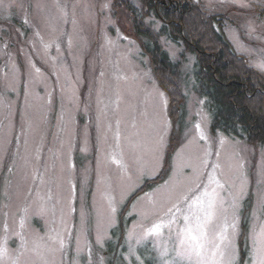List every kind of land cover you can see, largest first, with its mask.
I'll list each match as a JSON object with an SVG mask.
<instances>
[{
    "label": "rangeland",
    "instance_id": "rangeland-1",
    "mask_svg": "<svg viewBox=\"0 0 264 264\" xmlns=\"http://www.w3.org/2000/svg\"><path fill=\"white\" fill-rule=\"evenodd\" d=\"M195 2L200 19L221 23L236 57L264 74V0ZM164 43L177 59V44ZM191 78L176 130L168 91L119 0H0V264H107L105 245L130 200L127 264H147L152 253L157 264H220L221 235L234 264L244 239L247 264H257L264 148L212 132ZM197 185L214 212L201 219V256L186 238L181 200Z\"/></svg>",
    "mask_w": 264,
    "mask_h": 264
},
{
    "label": "trees",
    "instance_id": "trees-1",
    "mask_svg": "<svg viewBox=\"0 0 264 264\" xmlns=\"http://www.w3.org/2000/svg\"><path fill=\"white\" fill-rule=\"evenodd\" d=\"M119 1L131 14L133 33L142 53L151 61L154 76L168 91L170 117L175 121V129H180L185 90L188 78L192 76L191 91L206 100L212 132L264 148V74L253 66L244 65L239 55L236 57L233 46L218 28V25L222 27L221 23L207 15L200 19V4L196 5L195 0ZM165 41L180 48L177 59L171 58L165 50ZM190 56L193 58L192 71L186 72ZM153 187L146 188L145 192ZM132 203L130 200L126 205L105 245L107 264H127L125 238L129 220H132L128 217ZM243 227L246 228V220ZM248 249L247 239H244L238 264L249 263ZM152 255L147 264H157L155 254Z\"/></svg>",
    "mask_w": 264,
    "mask_h": 264
},
{
    "label": "snow or ice",
    "instance_id": "snow-or-ice-1",
    "mask_svg": "<svg viewBox=\"0 0 264 264\" xmlns=\"http://www.w3.org/2000/svg\"><path fill=\"white\" fill-rule=\"evenodd\" d=\"M69 46L71 45V41L69 40ZM262 70H264V64L258 65ZM37 72H39V69H36ZM200 125L197 124L196 128L199 129ZM200 139H204L203 132L200 133ZM221 145L224 143L223 138L220 140ZM207 155V154H206ZM215 183H218V181H213ZM200 188V185L196 186V189H192L189 191L188 194H185L181 197V200L184 204L187 205L186 213L183 217V219L187 222V226L185 228L186 238L191 241L192 243V250L193 252L201 256L203 253V249L206 246L207 242V232L205 231V226L203 223H201V219L206 222L212 218L214 215V212L205 210L202 207V197L199 195H196V191ZM242 194V193H241ZM204 195H208L207 192L204 193ZM238 200L239 197H234L233 200V224L232 227L236 228L235 224V209L238 207ZM209 209L214 208L213 202L209 201ZM180 205L174 204L171 209H169L170 212L175 211L179 212ZM112 212H115V208H112ZM195 220L196 224L195 227L191 225V222ZM159 226H157L158 228ZM253 241H254V256L257 260V264H264V227L261 228L260 232L256 234L254 232L253 234ZM61 246H63V241H60ZM223 245V247H221ZM217 249V253L219 254L220 258V264H234L235 258H236V249L232 244V241L229 240L226 236L221 235L220 238V244L215 245ZM54 250V249H49ZM7 255V247L6 244L4 247L0 248V260H2ZM216 255V253H214Z\"/></svg>",
    "mask_w": 264,
    "mask_h": 264
}]
</instances>
